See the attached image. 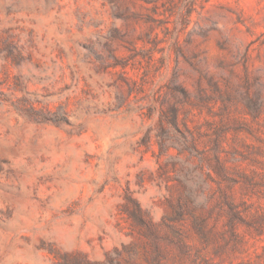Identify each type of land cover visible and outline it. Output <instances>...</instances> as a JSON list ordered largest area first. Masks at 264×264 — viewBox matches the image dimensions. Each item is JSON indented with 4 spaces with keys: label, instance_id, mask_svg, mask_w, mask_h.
<instances>
[{
    "label": "rangeland",
    "instance_id": "1",
    "mask_svg": "<svg viewBox=\"0 0 264 264\" xmlns=\"http://www.w3.org/2000/svg\"><path fill=\"white\" fill-rule=\"evenodd\" d=\"M0 264H264V0H0Z\"/></svg>",
    "mask_w": 264,
    "mask_h": 264
}]
</instances>
